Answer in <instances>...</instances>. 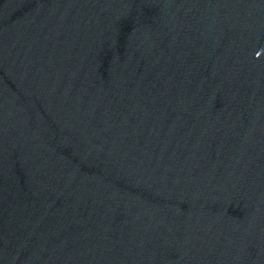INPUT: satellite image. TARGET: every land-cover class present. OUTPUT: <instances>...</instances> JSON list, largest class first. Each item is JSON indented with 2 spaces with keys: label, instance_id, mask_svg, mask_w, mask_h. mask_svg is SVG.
<instances>
[{
  "label": "water",
  "instance_id": "95a60500",
  "mask_svg": "<svg viewBox=\"0 0 264 264\" xmlns=\"http://www.w3.org/2000/svg\"><path fill=\"white\" fill-rule=\"evenodd\" d=\"M0 264H264V0H0Z\"/></svg>",
  "mask_w": 264,
  "mask_h": 264
}]
</instances>
